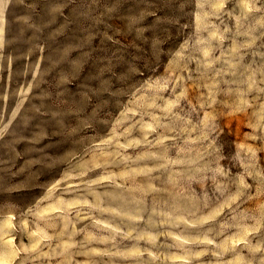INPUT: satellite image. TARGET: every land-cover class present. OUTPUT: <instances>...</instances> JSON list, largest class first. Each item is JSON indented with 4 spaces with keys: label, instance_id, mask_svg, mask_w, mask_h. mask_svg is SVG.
<instances>
[{
    "label": "rangeland",
    "instance_id": "rangeland-1",
    "mask_svg": "<svg viewBox=\"0 0 264 264\" xmlns=\"http://www.w3.org/2000/svg\"><path fill=\"white\" fill-rule=\"evenodd\" d=\"M0 264H264V0H0Z\"/></svg>",
    "mask_w": 264,
    "mask_h": 264
}]
</instances>
